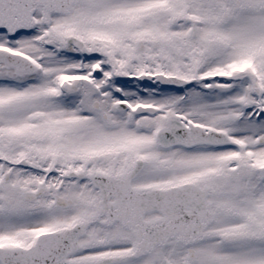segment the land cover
<instances>
[{
  "label": "snow or ice",
  "instance_id": "snow-or-ice-1",
  "mask_svg": "<svg viewBox=\"0 0 264 264\" xmlns=\"http://www.w3.org/2000/svg\"><path fill=\"white\" fill-rule=\"evenodd\" d=\"M0 264H264V0H0Z\"/></svg>",
  "mask_w": 264,
  "mask_h": 264
}]
</instances>
